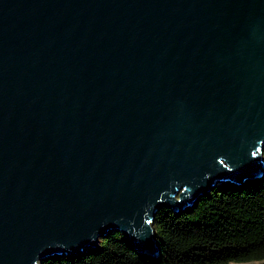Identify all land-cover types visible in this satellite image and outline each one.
<instances>
[{
	"label": "water",
	"instance_id": "1",
	"mask_svg": "<svg viewBox=\"0 0 264 264\" xmlns=\"http://www.w3.org/2000/svg\"><path fill=\"white\" fill-rule=\"evenodd\" d=\"M263 177L264 0H0V264Z\"/></svg>",
	"mask_w": 264,
	"mask_h": 264
},
{
	"label": "trees",
	"instance_id": "2",
	"mask_svg": "<svg viewBox=\"0 0 264 264\" xmlns=\"http://www.w3.org/2000/svg\"><path fill=\"white\" fill-rule=\"evenodd\" d=\"M154 228L161 249L157 259L113 231L98 249L42 264H264V177L243 186L219 184L178 215L161 209Z\"/></svg>",
	"mask_w": 264,
	"mask_h": 264
},
{
	"label": "rangeland",
	"instance_id": "3",
	"mask_svg": "<svg viewBox=\"0 0 264 264\" xmlns=\"http://www.w3.org/2000/svg\"><path fill=\"white\" fill-rule=\"evenodd\" d=\"M232 264H234V263H232ZM250 264H262V263H260V262H254V263H250Z\"/></svg>",
	"mask_w": 264,
	"mask_h": 264
}]
</instances>
